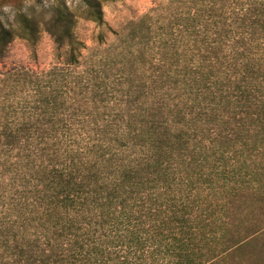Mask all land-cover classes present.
<instances>
[{
    "label": "trees",
    "instance_id": "16d2710c",
    "mask_svg": "<svg viewBox=\"0 0 264 264\" xmlns=\"http://www.w3.org/2000/svg\"><path fill=\"white\" fill-rule=\"evenodd\" d=\"M116 1L0 0V57L47 32L62 59L0 73V264H230L264 247L245 234L264 204V0L190 13L148 107L129 86L101 105L72 77L78 19L103 25Z\"/></svg>",
    "mask_w": 264,
    "mask_h": 264
},
{
    "label": "rangeland",
    "instance_id": "374dc122",
    "mask_svg": "<svg viewBox=\"0 0 264 264\" xmlns=\"http://www.w3.org/2000/svg\"><path fill=\"white\" fill-rule=\"evenodd\" d=\"M67 1L73 7L78 3ZM205 5L206 0H119L103 5V25L80 17L75 34L84 48L73 79L86 82L88 93L102 101L101 105L105 106L106 94L114 96L129 86L136 90V104L148 107L142 96L155 91L154 62L159 50L165 47L171 52L182 50L187 41L189 14L203 10ZM4 19L12 21L9 10L5 11ZM61 61L53 38L42 32L34 46L16 39L5 56L0 57V73L23 69L40 73L60 65ZM250 213L246 235L264 230V204L262 208L252 207ZM230 264H264V247L236 253L230 257Z\"/></svg>",
    "mask_w": 264,
    "mask_h": 264
}]
</instances>
